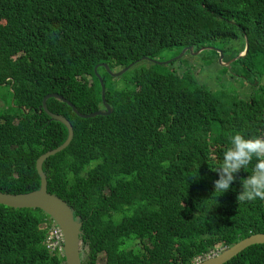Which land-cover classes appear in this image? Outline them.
Instances as JSON below:
<instances>
[{
    "label": "trees",
    "instance_id": "1",
    "mask_svg": "<svg viewBox=\"0 0 264 264\" xmlns=\"http://www.w3.org/2000/svg\"><path fill=\"white\" fill-rule=\"evenodd\" d=\"M61 27L70 40L64 33L50 42ZM189 47L199 55H184ZM104 64L148 65L110 116L84 119L58 99L47 102L74 126L70 146L43 170L48 192L84 222L83 264L101 255L106 264H194L264 233V201L236 198L252 164L228 192L213 186L231 135L264 138V0H0V86L11 96L0 122V192L40 189L37 160L68 137L65 125L45 112L28 116V108L59 93L80 112H96L97 73L110 75ZM39 76L40 101L32 105ZM142 211L170 215L172 238L163 244L144 228L136 219ZM50 223L40 209L0 205V264H17L24 250L43 254V264H64L44 247L42 226ZM226 264H264V244Z\"/></svg>",
    "mask_w": 264,
    "mask_h": 264
},
{
    "label": "clouds",
    "instance_id": "2",
    "mask_svg": "<svg viewBox=\"0 0 264 264\" xmlns=\"http://www.w3.org/2000/svg\"><path fill=\"white\" fill-rule=\"evenodd\" d=\"M61 29H62V32H59L56 29L51 30L50 35L48 36V39L51 40L50 42H52L55 37H60L64 33L69 39V33H70L69 28L61 27ZM50 45H47V47L43 49V54H47V52L49 50L48 47H50ZM72 45L76 49H78L74 44H72ZM220 58H221V55H220ZM155 61L158 62V60H156V59H155ZM156 64H158V63H156ZM106 65L108 66V69L106 68V66H104V67L107 69V71L110 75H106V78H104L103 76L101 77V75H99L97 73V77L100 80V86H101V99L99 98V96L96 95L95 101H97L100 104V108L96 112H92V113L104 111V112H109V114L105 115V116L104 115H98L96 117H108L114 112V110H116L117 101L120 98L125 97L126 89H127V86L123 87V86L118 85L117 80L119 77L123 76L129 69H131L134 66V64H130L127 67H123L119 71H112L110 69V66L108 64H106ZM96 68L97 69H95V71L97 72L98 67H96ZM125 68H128V70L126 72H123L121 75H117L118 73H120L121 70H123ZM32 83H33V87H34V93L32 94L28 103H30L32 105H38V103L40 101V91H41V88L44 84V81L39 76ZM103 86H104V95H103ZM52 94H59V93H50V94H47L43 97L42 105L39 107L41 112L38 115H41L43 112H45V109L43 106L44 98L46 96H49ZM103 96H104V99H103ZM52 98L58 99V98H54V97L49 98L46 101V107H47V102ZM58 100H60V99H58ZM63 103H65L67 106L71 107L73 109V111L79 117L84 118V119L90 118V117H83L81 115L89 116V114H91V113L86 114V113L80 112L77 109V107L75 105H73L71 102L70 103L76 108V110H74V108L71 105H69L68 103H66V102H63ZM2 106H3V104L0 103V108H2ZM106 106H108V108ZM39 109L34 108V110H33L32 108H28V111L26 113L28 114V116H29V114H31V116L36 115L37 110H39ZM47 109H48V107H47ZM5 114H6V112H4L3 114H0V122L3 121ZM47 115H49V114H47ZM63 117H65V116H63ZM92 118H95V117H92ZM126 122L127 121L122 122V123H126ZM12 123L15 126V123L13 121H12ZM69 123L71 124L73 131H74V126L70 120H69ZM66 128L68 129L67 126H66ZM74 134H75V131H74ZM73 139H74V136H73ZM229 139H230V145L231 146L227 147L226 150L222 153V161L219 164V166L217 167V169L216 168L214 169V172H216L218 175V179L213 181V186H214L215 192H220L222 194L228 192L230 190V185H232L233 182L236 181L238 178L236 174L241 169L244 170L249 164H252L251 174H248L245 178L239 179L241 191L237 194L236 198H237V201H239V202L254 201V200L264 201V138H262L260 136L245 137L244 135L237 132V133L231 135ZM253 160L255 161L254 163H253ZM175 161L171 165L175 166ZM155 216H156V219H155ZM136 219H138V221L142 224V226L144 228L151 229V234L155 235L160 240L161 243L164 244L170 238H172L173 220H172V217L170 215H166V214L158 215V214H155L151 211H145V212L142 211V212H140V215H137ZM163 220H164V222H163ZM81 222L83 224L82 225V227H83L84 222L82 220H81ZM50 225L51 226L49 228H47V226L45 224L42 226L43 229L48 230L47 235H46L45 240H44V243H43L44 247L51 253V255H57L61 258H64L65 259L64 264H67L66 258H65V253H64V234H63V231L58 225L55 226L53 221H51ZM56 230L61 234L62 238L57 243L50 245L49 244V238L51 237L52 232L56 231ZM80 237L82 240V228H81ZM56 248H58L57 251H56ZM223 250L224 249L219 248V250L216 249V250L212 251L210 254L205 256V258L202 261H204L205 259H207L211 256H216L217 254L221 253ZM40 251L43 253L42 247H40ZM81 251L84 254L82 257V262H81L83 264V260L86 258L87 253H88V250H87V248L84 247L83 242H82ZM101 256H103V255H101ZM12 260H14L17 264H43L44 255L41 253H38L34 250H24V251H21L20 253H18L17 255H15ZM199 262H201V261L196 260L195 264H197Z\"/></svg>",
    "mask_w": 264,
    "mask_h": 264
},
{
    "label": "water",
    "instance_id": "3",
    "mask_svg": "<svg viewBox=\"0 0 264 264\" xmlns=\"http://www.w3.org/2000/svg\"><path fill=\"white\" fill-rule=\"evenodd\" d=\"M246 46H248V43L246 44ZM187 51H190L192 54H198V53H193V47L184 49L183 54L185 55ZM222 58L223 55L221 53L220 63L222 66L228 67L230 64H224L222 62ZM152 62L162 64L157 61H152ZM104 66H106V68L108 69V66L106 64ZM128 68L123 69L122 72L118 73L117 75H121L123 72H126ZM103 95H104V86H103ZM51 97L58 98L61 101L68 103L74 108V110H76V108L64 96L59 94H52L44 98L43 106L45 112L49 114L55 121H58L61 124L66 125L68 127V138L63 143V145H61L60 147L54 150L48 151L37 160L36 168L41 178V186L39 190L26 194H9V193L0 192V205H4L14 209H40L41 211H43L44 214L50 217L54 225L55 226L58 225L63 231L64 253H65L66 263L82 264L81 262L84 254L81 251L82 240L80 235H81V228L83 225L81 222V217L79 216L75 217L74 209L66 201L48 192V179L43 171V165L45 161L48 158L67 149L70 146L74 136V131L71 124L69 123V120L66 117H63L62 115L54 114L47 109L46 101ZM106 107L108 108V106ZM108 114L109 112L99 111L97 113H91L89 114V116H84V115L81 116L92 118L98 115L105 116ZM256 244H264V233L251 235L250 237L239 241L232 247L224 249L221 253L217 254L216 256H211L197 264H226L236 255H238L240 252Z\"/></svg>",
    "mask_w": 264,
    "mask_h": 264
},
{
    "label": "rangeland",
    "instance_id": "4",
    "mask_svg": "<svg viewBox=\"0 0 264 264\" xmlns=\"http://www.w3.org/2000/svg\"><path fill=\"white\" fill-rule=\"evenodd\" d=\"M163 54H164L165 58H167V57L170 56L171 52L169 50H165ZM191 55L192 56H198L199 54H191ZM185 59L183 60V62H185L184 65L185 66L186 65L189 66V63H192L190 61L192 58L191 59L188 58L186 60ZM196 64L198 65L199 63L196 62ZM147 67H148V65L146 67H144V68L143 67H132L123 76H121V77L118 78L117 84L120 85V86L126 87L127 85H129V83L131 82L132 77L135 74H137L141 70H144ZM175 68H178V66L175 67ZM213 85H215V84H213ZM215 86H217V85H215ZM236 87H237V85H235V88ZM10 101H11V96H10L9 88L7 86H0V103L3 104L2 108H0V114H3L4 112L7 111V109H8L7 108V103L10 102ZM50 221H52V220L50 219ZM204 258L205 257H199L197 260L202 261ZM98 264H106V257H105V255H103V256L100 257Z\"/></svg>",
    "mask_w": 264,
    "mask_h": 264
},
{
    "label": "built area",
    "instance_id": "5",
    "mask_svg": "<svg viewBox=\"0 0 264 264\" xmlns=\"http://www.w3.org/2000/svg\"><path fill=\"white\" fill-rule=\"evenodd\" d=\"M61 238L62 236L57 230L53 231L51 237L49 238V244L53 245L54 243H57Z\"/></svg>",
    "mask_w": 264,
    "mask_h": 264
},
{
    "label": "bare ground",
    "instance_id": "6",
    "mask_svg": "<svg viewBox=\"0 0 264 264\" xmlns=\"http://www.w3.org/2000/svg\"><path fill=\"white\" fill-rule=\"evenodd\" d=\"M246 48H248V49H245V51L242 54H247L249 52L250 46L248 45V46H246Z\"/></svg>",
    "mask_w": 264,
    "mask_h": 264
},
{
    "label": "flooded vegetation",
    "instance_id": "7",
    "mask_svg": "<svg viewBox=\"0 0 264 264\" xmlns=\"http://www.w3.org/2000/svg\"><path fill=\"white\" fill-rule=\"evenodd\" d=\"M40 112H41V110L39 109V110H37V114H40Z\"/></svg>",
    "mask_w": 264,
    "mask_h": 264
}]
</instances>
